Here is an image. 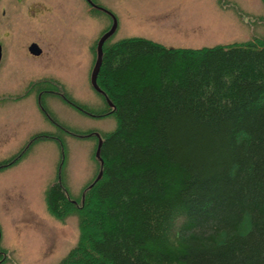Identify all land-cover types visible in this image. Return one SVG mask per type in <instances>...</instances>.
Returning a JSON list of instances; mask_svg holds the SVG:
<instances>
[{
    "label": "trees",
    "instance_id": "trees-1",
    "mask_svg": "<svg viewBox=\"0 0 264 264\" xmlns=\"http://www.w3.org/2000/svg\"><path fill=\"white\" fill-rule=\"evenodd\" d=\"M96 83L116 125L80 198L61 180L46 191L51 215L78 217L57 264H264V38H122Z\"/></svg>",
    "mask_w": 264,
    "mask_h": 264
},
{
    "label": "rangeland",
    "instance_id": "rangeland-1",
    "mask_svg": "<svg viewBox=\"0 0 264 264\" xmlns=\"http://www.w3.org/2000/svg\"><path fill=\"white\" fill-rule=\"evenodd\" d=\"M47 1L61 4L64 12L49 15L42 23L47 28L40 31L38 39L45 51L49 46L46 36H53L54 42H62L69 52L68 59H34L25 55L20 77L3 75L0 68V85L17 82L19 87L15 90H19L33 76L30 68L38 63L43 67L50 60L49 67L53 70L55 64L56 77L70 99L89 110L102 109L104 102L90 83V72L96 59L95 42L110 22L108 15L89 9L85 0ZM95 1L110 10L117 20L118 27L107 44L126 37H143L166 47L201 48L264 38L262 0ZM23 19L28 18L21 15L20 22L11 28L16 27V33L20 29V35L36 36L29 32L33 29L30 21ZM0 42L8 48L11 44L2 30ZM8 48L6 61L12 60ZM6 97L1 98L6 103L3 115L10 120L18 117L23 124L18 127L15 141L3 143L0 138V160L23 148L27 139L38 131H52L59 141L36 140L23 148L21 158L0 169V244L5 248V260L0 264H57L77 244L78 217L72 213L59 220L51 215L46 207V191L56 180H61L73 199L80 198L83 188L99 170L95 157L98 140L71 131L94 129L102 136L114 129L116 121L112 115L98 118L86 114L60 96L48 98V111L70 130L67 133L47 121L33 95H24L15 102Z\"/></svg>",
    "mask_w": 264,
    "mask_h": 264
},
{
    "label": "flooded vegetation",
    "instance_id": "flooded-vegetation-1",
    "mask_svg": "<svg viewBox=\"0 0 264 264\" xmlns=\"http://www.w3.org/2000/svg\"><path fill=\"white\" fill-rule=\"evenodd\" d=\"M88 4L89 9H92L93 11H98L105 13L108 15L110 22L109 24L100 32L98 35L97 41L104 35L107 31L111 29V27L114 24V18L115 16L112 14V12L108 9H106L104 6L98 4L95 0H85ZM62 5L57 4L54 5L47 0H0V30L3 31V34L6 37H9L11 39V44L8 48V46L4 45V43L0 42L1 46V58H0V68L2 69V74H10L12 78H18L20 75L23 74V66H24V57L25 55L30 56L34 59H68L69 52L65 50L62 46V42H54L53 36L50 38L49 35L46 36L48 39V47L44 51L41 41L39 38V33L42 29H46L47 26L43 27L42 23L44 21H47L49 18V15L53 14L52 12H64L62 10ZM55 10V11H53ZM24 15L30 21V24L33 26V29L30 30V33H33L36 36H24L20 35V29H18V33H16V27L11 28L14 25H17V23L20 22V16ZM116 19V18H115ZM22 21V20H21ZM117 22V20H116ZM22 23V22H21ZM20 25V24H19ZM118 27V24L116 23V28L114 32L105 40L103 46L106 44V41L115 33L116 29ZM4 28V29H2ZM38 29V30H37ZM28 33V32H27ZM31 44H37L39 47L38 54L33 53L30 50ZM102 46V47H103ZM8 48L10 50L11 59L10 61H6L7 57L5 56V49ZM50 48V49H49ZM55 51L54 53L51 51ZM9 58V59H10ZM50 60H46L44 62L43 67L41 66L42 63L36 64L34 67L30 68L29 70L33 72V76L31 79L26 83L25 86L20 88L19 90H15V88L19 87V83H17L15 80L13 84L9 86L0 85V138H3L2 142L5 143L8 140L15 141L17 137V130L20 128V126L23 124V121L21 119L14 118L12 120L6 118L3 114L5 113L6 109V103L1 101V98L6 97V99H12L14 102L18 100L22 96H34L35 102L37 104V108L40 113L44 114L47 121L56 127H61L64 131L67 133H70V130L61 126L57 122V120L54 118V116L48 111L47 104H48V98H52L54 96H60L63 100L67 101L68 103H71L73 106L81 110L82 112L89 114L93 117H104L107 116L105 110L106 101L103 94L99 93L103 99L104 107L102 109L98 110H89L88 108H85L84 105H82L79 102H76L80 105H82L84 108L79 107L78 105H75L73 102H70V96L66 92L64 86L62 83L57 79L56 75V66L54 64V69L52 70L49 67ZM19 127V128H18ZM72 134L80 136V137H96L97 140L100 136L99 133H97L94 129H86L83 132H74L71 131ZM39 139H45V140H58L59 137L57 134L53 133L52 131L44 130V131H38L33 133L27 141L24 143V147L30 145L36 140ZM1 143V140H0ZM23 147V148H24ZM21 148V149H20ZM17 151L12 153L9 157H6L5 159L0 160V169L4 168L9 165L7 162L9 159H15V158H21L24 154V150L22 146ZM1 239V235H0ZM5 248L1 246L0 244V263H2L3 259L5 260V254H4Z\"/></svg>",
    "mask_w": 264,
    "mask_h": 264
},
{
    "label": "water",
    "instance_id": "water-1",
    "mask_svg": "<svg viewBox=\"0 0 264 264\" xmlns=\"http://www.w3.org/2000/svg\"><path fill=\"white\" fill-rule=\"evenodd\" d=\"M116 19L114 18V24L111 27V29L109 31H107L104 35H102V37L99 39L98 43H97V47H96V59L93 65V68L91 70V74H90V82L91 85L98 90L99 92H102L99 87L97 86L96 83V76L97 73L99 71L100 65H101V60H102V46L105 42V40L114 32L115 28H116ZM30 50L35 53L38 54L39 52V47L37 46V44H31L30 46ZM0 58H1V46H0ZM108 101V100H107ZM109 103V102H108ZM110 104V103H109ZM111 105V104H110ZM102 143V138L99 136L98 138V143H97V147H96V151H95V156L96 158H98L100 160V162L102 163L101 159H100V155H99V150H100V146ZM101 170L99 171L98 175L95 178V181L99 179V177L101 176Z\"/></svg>",
    "mask_w": 264,
    "mask_h": 264
}]
</instances>
